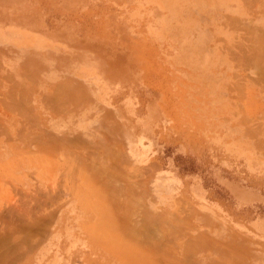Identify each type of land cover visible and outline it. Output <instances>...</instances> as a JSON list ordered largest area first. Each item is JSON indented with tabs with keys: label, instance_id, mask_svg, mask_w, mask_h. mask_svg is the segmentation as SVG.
I'll return each mask as SVG.
<instances>
[{
	"label": "rangeland",
	"instance_id": "374dc122",
	"mask_svg": "<svg viewBox=\"0 0 264 264\" xmlns=\"http://www.w3.org/2000/svg\"><path fill=\"white\" fill-rule=\"evenodd\" d=\"M0 264H264V0H0Z\"/></svg>",
	"mask_w": 264,
	"mask_h": 264
}]
</instances>
